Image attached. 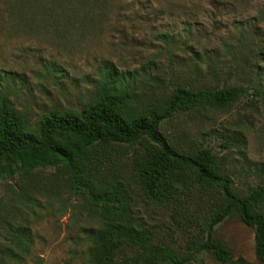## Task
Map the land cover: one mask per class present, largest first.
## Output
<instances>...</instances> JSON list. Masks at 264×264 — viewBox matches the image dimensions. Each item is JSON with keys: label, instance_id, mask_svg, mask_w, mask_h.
Masks as SVG:
<instances>
[{"label": "rangeland", "instance_id": "1", "mask_svg": "<svg viewBox=\"0 0 264 264\" xmlns=\"http://www.w3.org/2000/svg\"><path fill=\"white\" fill-rule=\"evenodd\" d=\"M108 70L132 73L139 107L157 105L177 86L245 88L233 106L178 113L161 132L181 152L211 147L238 194L264 184V0H0V95L32 121L51 109L84 108ZM134 149L145 153L141 145L102 150L101 183H125L134 218L190 256L215 197L194 186L151 202L135 178ZM98 219L63 169L0 181V264H90ZM215 239L232 253L230 264H263L254 229L238 216L218 225ZM190 264L221 263L205 251Z\"/></svg>", "mask_w": 264, "mask_h": 264}, {"label": "trees", "instance_id": "2", "mask_svg": "<svg viewBox=\"0 0 264 264\" xmlns=\"http://www.w3.org/2000/svg\"><path fill=\"white\" fill-rule=\"evenodd\" d=\"M131 77L132 73L108 70L97 94L84 108L51 109L36 121L0 95V181L37 169H63L75 194L84 196L99 212L97 227L91 232L90 264H190L205 251L219 263L230 264L233 255L215 239V228L232 215L254 229L256 256L264 264V184L238 194L225 163L211 147L181 152L161 132L162 124L178 113L233 106L246 89L177 86L157 105L139 107L128 84ZM109 145L144 146L140 157L134 149L135 178L153 203L169 202L190 193L194 186L212 192L215 210L201 230L203 238L193 243L190 256H179L175 248L158 242L153 232L134 218L125 183H101L102 150ZM126 250L135 256L120 260Z\"/></svg>", "mask_w": 264, "mask_h": 264}]
</instances>
